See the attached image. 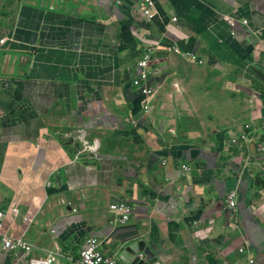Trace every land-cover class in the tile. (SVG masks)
Segmentation results:
<instances>
[{
    "label": "crops",
    "instance_id": "1",
    "mask_svg": "<svg viewBox=\"0 0 264 264\" xmlns=\"http://www.w3.org/2000/svg\"><path fill=\"white\" fill-rule=\"evenodd\" d=\"M155 3L0 0L3 233L34 248L0 237V264H82L88 237L117 264L141 241L159 264H264V0Z\"/></svg>",
    "mask_w": 264,
    "mask_h": 264
},
{
    "label": "built area",
    "instance_id": "2",
    "mask_svg": "<svg viewBox=\"0 0 264 264\" xmlns=\"http://www.w3.org/2000/svg\"><path fill=\"white\" fill-rule=\"evenodd\" d=\"M124 2V0H116V3L118 5H121ZM156 3L155 0H141V12L144 14L145 17H147L149 20H152L155 15V7ZM245 24H247V20L243 21ZM232 27L235 26V21H232L231 23ZM235 33L233 32V35ZM5 39L1 41V43H4ZM174 52L177 54H181L183 57H187L193 61H196V56L186 53L183 51H180L178 48L174 49ZM151 61V53L150 51H147L142 58L138 61L137 67L140 70L138 76L133 80L132 84L134 87L138 88L141 92V94L144 97H150L153 94V90L147 86V82L149 80V74H148V67L149 63ZM200 64H202V61H199ZM264 127V123H263ZM246 130L250 129V125L245 126ZM242 140H247L248 135L247 133H243L241 135ZM257 150L260 154L264 156V140L258 144ZM183 171L186 173H190L192 171V168L188 165L182 166ZM236 195L235 193H231L228 197V209L231 211H235L237 208V201L235 199ZM111 211L117 213L119 215V222L121 224H127L131 221L134 208L130 206L129 204L125 202L121 203H115L110 206ZM19 211L18 209H13V213L17 214ZM5 220V213L0 210V237L2 239L4 249L8 251H24L27 254L32 253L33 246L30 245L24 238H12L8 236L7 234L3 233V225ZM245 250L242 248L240 249V252L243 253ZM120 258V255H106L102 252L101 249V243L98 238L96 237H88L84 243V247L80 251V262L82 264H117L118 260ZM255 259H251L249 261L250 264H255ZM28 264H64L59 262L56 259V256L54 253H50L46 257L42 258H36L31 257L28 261Z\"/></svg>",
    "mask_w": 264,
    "mask_h": 264
},
{
    "label": "water",
    "instance_id": "3",
    "mask_svg": "<svg viewBox=\"0 0 264 264\" xmlns=\"http://www.w3.org/2000/svg\"><path fill=\"white\" fill-rule=\"evenodd\" d=\"M138 252L141 253V255L135 254L136 249L129 248L126 251V254L130 257L128 260H132L131 264H159L158 260L155 257V253L146 246L145 242L141 241L138 243ZM260 249V247H259ZM260 253L264 254V250L262 251L260 249Z\"/></svg>",
    "mask_w": 264,
    "mask_h": 264
},
{
    "label": "trees",
    "instance_id": "4",
    "mask_svg": "<svg viewBox=\"0 0 264 264\" xmlns=\"http://www.w3.org/2000/svg\"><path fill=\"white\" fill-rule=\"evenodd\" d=\"M257 184H259V182L257 181Z\"/></svg>",
    "mask_w": 264,
    "mask_h": 264
}]
</instances>
